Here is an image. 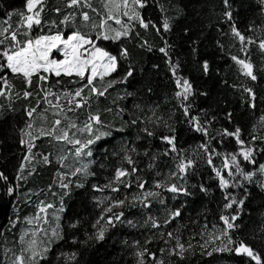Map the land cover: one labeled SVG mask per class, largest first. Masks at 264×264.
<instances>
[{
    "label": "trees",
    "instance_id": "16d2710c",
    "mask_svg": "<svg viewBox=\"0 0 264 264\" xmlns=\"http://www.w3.org/2000/svg\"><path fill=\"white\" fill-rule=\"evenodd\" d=\"M91 3L103 14L101 0H91ZM229 4L226 9L223 0H147L146 7L138 9L140 14L158 27L167 20L169 31L161 28L157 32L151 26L144 29L131 20L127 37L98 42L118 58L122 49H127L128 56L120 58L117 72L107 78L117 82L108 88L105 96L93 98L90 107L77 114L69 113L84 120L89 112L99 113L103 121L100 129L111 133L91 146L86 173L73 175L65 171L55 142L51 165L40 166L31 161L20 170L28 150L21 143V140L27 141V126L49 105L41 99L43 94L35 78L29 88L23 80L9 74L12 88L7 96H0V173L7 177V180L0 179V264H3V256L17 247L20 221L34 213L42 199L45 203L51 199L61 217L59 238L52 243L45 258L39 259V264H138L140 258L136 253L145 249V264H158L159 260L164 264H255L246 255L205 249L215 232L223 234L225 231V245L229 248L244 243L264 260V173L258 171L259 165L264 164V121L261 120L264 117V51L258 47L259 41L264 39V3L229 0ZM43 9L42 26L34 28L32 36L59 31L66 37L76 30L95 36L91 24L99 23L100 16L90 9H69L66 0H44ZM24 10L25 0H0V23L8 14ZM81 11L89 12L91 21L87 25L81 20ZM225 11L232 12L231 21L224 16ZM68 13H75V19L71 24L62 25L60 21ZM19 19L12 15L13 29ZM232 24L257 43L241 45L231 33ZM242 47H245L244 52ZM160 48H166L167 56ZM232 56L249 60L257 79L245 76ZM129 67L133 76L121 82ZM177 78L191 84L187 100L176 96L182 90L177 87ZM55 79L50 77L49 84H54ZM62 79L63 83L54 87V91L77 87L68 83L69 78ZM245 89L252 90L254 101ZM26 90L32 92L27 99L23 96ZM32 108H36V112L29 118L26 113ZM193 117L207 128V135L195 131L190 123ZM133 119L137 120L136 124L131 123ZM237 127L245 146L255 149L256 164L242 161L241 167L244 172H255V175L248 181L239 175L228 177L224 171L230 187L221 189L214 169L223 170L224 157L237 153L240 148L234 137L223 133ZM145 128L153 135L148 136ZM163 136H175L179 157L177 153L164 154L169 145L162 140ZM253 137L258 139L253 140ZM44 140L48 139L38 138L33 143ZM202 144H208L209 152L201 148ZM126 156L132 157L134 165L127 163ZM209 157L212 165L208 164ZM179 158L193 161L186 173H178ZM30 165L34 167L31 169ZM131 167L137 171L124 178L125 183H131L130 188L112 183V187L120 188L119 192H112L105 187L114 180L117 169L130 170ZM57 169L61 170L60 174L56 173ZM173 173L177 174L173 176ZM60 178L67 187L53 186ZM139 181L146 182V189L160 193V197L152 198L150 208L132 200L141 193L137 187ZM45 182L52 188L44 194L40 187ZM157 182L163 187L155 188ZM172 184L186 191H167ZM9 187L13 189L11 194ZM96 187L103 190L97 191ZM233 198L238 202L242 200L243 204L225 208ZM116 200L125 203L106 212ZM177 209L180 216L165 224L169 214ZM116 213H123L122 222L108 225V218ZM221 216H236L234 228L226 229ZM149 217L162 226L152 228ZM101 229L105 230L103 240L96 238ZM168 233H172V237ZM177 239L187 249L183 259L169 254L172 250L179 251L175 247ZM208 252L212 255H207ZM149 253L157 259H151Z\"/></svg>",
    "mask_w": 264,
    "mask_h": 264
},
{
    "label": "snow or ice",
    "instance_id": "6c2138e0",
    "mask_svg": "<svg viewBox=\"0 0 264 264\" xmlns=\"http://www.w3.org/2000/svg\"><path fill=\"white\" fill-rule=\"evenodd\" d=\"M103 5V14L96 8L92 7L91 0H66V7L69 9H79L87 8L92 12L97 13L100 16L99 23L93 22L91 27L95 30V36L89 35L87 33L76 30L71 32V34L65 35L62 32L57 31L55 34L51 35H38L32 36L31 33L34 28H39L42 26L41 13L43 12L44 0H25V10L22 12L10 13L7 18L0 23V96H7L10 92L12 85L9 80V74L12 77L23 80V82L30 88L33 83V78L37 81V86L40 92L43 94L41 99L43 102L49 105L52 109V115L56 117L52 123L51 127L47 130H42V136L52 137L54 140L60 143H65L72 145L73 155L76 158L86 157L92 155L91 146L97 141L101 140L103 137L109 136L110 132H104L100 130L103 126V121L99 113L89 112L87 118L82 123H78L77 119H73L69 116V113L77 114L80 110L90 107L91 101L95 97H103L108 91V88L117 82L115 80H108L107 78L112 76L113 73L117 72L120 66V58H127V49H122L119 52V58L117 55L112 54L105 48L98 45L99 41H115L122 37H127L130 33L128 24L122 17H126L129 21L135 20L140 27L148 29L149 26L156 28L157 32H164L170 30V25L167 20L163 22L161 26H157L150 19L144 18L138 9H143L147 5V0H101ZM264 3V0H261ZM225 8H229V0H223ZM56 11L59 13L60 9L57 8ZM12 15L18 16L19 22L18 26L13 29L10 20ZM82 22L87 25L91 21V17L88 11H81L79 13ZM224 16L228 21L232 20V12L225 11ZM75 19V13H68L60 21L62 25L71 24ZM111 21L115 25H120L123 30H118L112 27ZM55 22H53V25ZM23 29V31H21ZM114 32V35H109V32ZM231 33L236 37L241 45L246 46L247 44L257 43L244 36L234 24L231 25ZM20 37H23L21 39ZM258 47L261 51H264V39L260 40ZM160 52L167 56L166 48H160ZM241 51H245V47L241 48ZM247 54V53H245ZM59 57V58H58ZM231 59L240 67L242 73L249 77L251 80H256L257 77L254 74V65L245 59H241L237 56H232ZM208 65L204 64V69L207 71ZM173 75H175V67H173ZM133 76V70L129 67L121 82L127 81L128 78ZM50 77H55L54 84H49ZM63 77H67L68 83L76 84L75 89H64L60 88V91H54V87H58L63 83ZM177 87L181 88V91L176 93L178 98L187 100L188 96L191 94V84L187 80H181L177 78ZM251 96V100H255V95L252 93L251 89H245ZM23 96L25 99L32 96V92L24 91ZM40 101L37 102V107H39ZM255 107V104H251ZM47 111V109L45 110ZM185 115H188V109L185 108ZM36 112V108H32L27 111L26 115L31 118ZM264 121V117H261ZM132 124H136L137 120L133 119ZM193 124L195 131L201 132L204 135L208 134L207 128L201 125L197 118L193 117L190 121ZM28 128L32 125L28 124ZM148 136H152L153 133L147 128L144 129ZM84 138L81 139L80 136ZM25 135L31 138V133L26 132ZM223 135L231 136L235 138L236 143L240 146L237 153H230L228 156L224 157L223 170H215L216 177L219 180V185L221 189H226L230 187L229 179L223 174L224 171L227 172L228 177H235L236 175L242 176L244 180L251 181L255 172H244L241 167V163L247 162L249 164L255 165L256 160L254 158L255 149L253 147H246L245 141L241 138V130L237 127L234 131L229 132L225 130ZM38 138V137H37ZM258 139V137H253V140ZM162 140L169 145V148L165 151V155L169 153H177L179 157V152L176 148L175 136H163ZM22 144L27 146L29 152H31L34 145L28 141L21 140ZM201 148L205 152H209L208 144H202ZM135 151V149H132ZM27 159V157H26ZM66 159V157L61 158ZM45 162H48V158L44 157ZM125 160L129 165H134V161L131 156H126ZM213 161L211 157L208 159V164L212 165ZM193 161L185 160L179 158L177 164L178 173H186L187 170L192 166ZM87 165L84 168H76L73 175L86 171ZM137 171L135 167L128 169H117L115 172V178L105 187L110 188L112 192H119V187H112V183L124 184L125 187L130 188L131 183H125L124 178L134 174ZM258 171L264 173V164H260ZM177 173H173L175 176ZM0 179L7 180V177L0 173ZM146 182L139 181L137 187L141 189L140 195L133 196L132 200L141 204L145 208H150L152 204L153 197H160V193L148 190L145 188ZM82 186V185H81ZM62 187H67V185H62ZM163 185L160 182L155 184V188H162ZM95 190L102 191L103 189L96 187ZM169 192L177 193L180 191H186L183 188L178 187L176 184H172L166 189ZM202 191L205 189H201ZM13 189L9 187L8 193L11 194ZM227 198V197H226ZM163 203V200L160 201ZM124 200H116L113 204L106 209V212H112V208L123 206ZM239 203L243 204V201H236L234 198L230 203L224 205L225 208H232L233 204ZM53 205H43L39 208L40 213H45L48 208H52ZM181 212L179 209L171 212L169 218L164 221L165 224L171 223L176 217L180 216ZM123 213H116L109 217L107 224L110 226H115V222H122L121 217ZM39 219V213L37 215ZM103 219V217H101ZM226 229H233L234 223L237 219L236 216L231 218L228 216H221L220 218ZM151 220L152 228H160L162 225L157 222V220L149 217ZM45 222L46 219H45ZM32 223V221H29ZM99 223V221L97 222ZM132 224V221H128ZM147 223V222H146ZM104 229H101L97 234V239H104ZM172 237V233L167 234ZM227 236V231L223 233ZM229 243H232L229 238ZM36 244L35 240L29 243L26 251L30 252L31 255L28 257L33 264H39V259H44L43 253L35 250L34 246ZM176 250L169 252L170 255H178L181 259L184 258V252L187 251L184 244L176 241ZM191 247V245H189ZM203 247V246H202ZM48 249L45 248L44 252ZM163 251V250H162ZM213 252H235L238 255H246L250 258V261H254L255 264H264L261 255L255 252L251 247L241 243L238 247L229 248L227 245L224 247L213 248ZM147 249L143 251H138L136 256L139 257L138 264H145L143 257ZM151 259L156 260L154 254L149 253ZM207 255H212V252H208ZM24 256H17L14 264H24ZM158 264H164L163 260H159Z\"/></svg>",
    "mask_w": 264,
    "mask_h": 264
},
{
    "label": "rangeland",
    "instance_id": "374dc122",
    "mask_svg": "<svg viewBox=\"0 0 264 264\" xmlns=\"http://www.w3.org/2000/svg\"><path fill=\"white\" fill-rule=\"evenodd\" d=\"M124 17H122L123 19ZM127 24H129V20L125 21ZM110 24H112V27L118 30H123L120 25H115L110 21ZM129 27V25H128ZM109 35H114V32H109ZM59 58V57H58ZM47 109V111H45ZM73 119H77V115H70ZM55 119L52 115V109L47 106L44 108L43 113H39L35 115L32 123V127L28 129V131L32 134L31 138L29 136H26V139L28 142L33 143L34 140L38 138H44L48 140H44L41 142H34L33 145L38 146L37 148L32 147L31 152L27 150V153L25 155V158L22 162L20 170L26 168V165L30 163L31 161H36L38 165L40 166H47L51 165V157H53V149L52 145L55 142L56 148H58L61 151L60 157H66V159H63V163H61V167L68 171L69 173L73 174L76 168H84L85 165H87L86 171L81 173H86L88 170V167L90 166V156L76 158L73 153L72 145L60 143L54 140L52 137L49 136H42L41 131L47 130L50 128L51 124H48V122H51L53 120L48 119ZM85 121L84 119L77 120L78 123H82ZM101 130V129H100ZM106 132L105 130H101ZM78 136H80L79 133H77ZM38 137V138H37ZM52 138V139H49ZM81 139H83V136H80ZM39 147H44L42 150ZM48 158V162H45L44 157ZM27 157V159H26ZM55 160V157H54ZM33 165H30L29 168H33ZM56 173H61L60 169L56 170ZM78 174V173H77ZM57 175V174H56ZM62 185H66L64 183L63 179L60 178L57 183H54L53 186H57V188H62ZM52 186L49 185L47 182L43 184V186L40 187V190H42L45 193L51 189ZM107 199V197H103V200ZM52 203V200L50 199L48 202L45 203V201L39 200L36 204L35 208L36 211L34 213H31L27 216H25L21 221L17 232L16 237V245L17 247L10 251L9 254L6 256H3V264H14V261L17 256L23 255L25 260L24 264H33L32 261L28 259V257L31 255L30 252L26 251V249L29 246V243L32 240L36 241V244L34 246L35 250L38 252L43 253L45 256L47 252H44V249L47 248L49 250L52 243H54L59 238V225H60V217L61 214L55 209V208H48L45 213H40L39 208L43 205H48ZM39 213V219H37V215ZM45 219L47 222H45ZM29 221H32V223H29ZM226 242V239L224 238L223 234L220 232H215L211 237L210 240L207 242L208 246H205L207 248H217V247H224ZM39 260V258H37Z\"/></svg>",
    "mask_w": 264,
    "mask_h": 264
}]
</instances>
